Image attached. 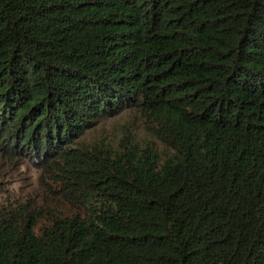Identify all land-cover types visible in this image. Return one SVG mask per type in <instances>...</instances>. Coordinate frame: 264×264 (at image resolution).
<instances>
[{"label":"trees","instance_id":"obj_1","mask_svg":"<svg viewBox=\"0 0 264 264\" xmlns=\"http://www.w3.org/2000/svg\"><path fill=\"white\" fill-rule=\"evenodd\" d=\"M2 154L0 264H264V0H0Z\"/></svg>","mask_w":264,"mask_h":264},{"label":"rangeland","instance_id":"obj_2","mask_svg":"<svg viewBox=\"0 0 264 264\" xmlns=\"http://www.w3.org/2000/svg\"><path fill=\"white\" fill-rule=\"evenodd\" d=\"M132 123L133 113L125 111L114 118L101 120L96 127V134L109 138L121 137V132H127V128ZM91 134L95 133H85L81 136L82 140L88 142ZM42 172L40 165L22 158L19 154H13L10 157L0 155V208H13L17 205L16 208H18L28 201L38 208L45 204L46 202L41 203L46 192L43 189ZM48 203L53 209L63 208V203L59 200L54 199Z\"/></svg>","mask_w":264,"mask_h":264}]
</instances>
